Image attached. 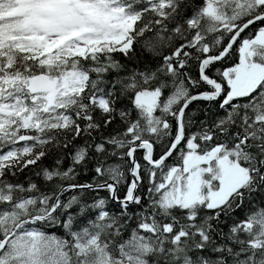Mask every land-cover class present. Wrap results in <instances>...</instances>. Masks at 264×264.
Returning a JSON list of instances; mask_svg holds the SVG:
<instances>
[{
	"label": "snow or ice",
	"instance_id": "obj_1",
	"mask_svg": "<svg viewBox=\"0 0 264 264\" xmlns=\"http://www.w3.org/2000/svg\"><path fill=\"white\" fill-rule=\"evenodd\" d=\"M0 264H264V0H0Z\"/></svg>",
	"mask_w": 264,
	"mask_h": 264
}]
</instances>
